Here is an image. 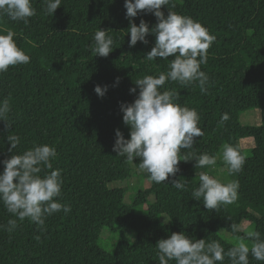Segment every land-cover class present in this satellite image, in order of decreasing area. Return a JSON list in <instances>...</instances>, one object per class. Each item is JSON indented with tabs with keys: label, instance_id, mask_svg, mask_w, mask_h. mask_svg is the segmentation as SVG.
Masks as SVG:
<instances>
[{
	"label": "trees",
	"instance_id": "trees-1",
	"mask_svg": "<svg viewBox=\"0 0 264 264\" xmlns=\"http://www.w3.org/2000/svg\"><path fill=\"white\" fill-rule=\"evenodd\" d=\"M32 6L36 15L27 25L0 17V34L11 29L17 46L30 57L29 63L0 73V100L10 97L11 105L7 121L0 120V161L34 143L54 146L53 169L61 170L64 181L62 196L56 199L70 205L71 212L46 217L42 228L26 218L9 233L7 222L15 217L0 203V264H158L156 244L173 232L218 240L227 251L234 245L220 233L236 237L239 233H233L231 225L240 228L243 222L264 238V0H170L161 8L165 16L170 9L199 21L216 37L207 64L201 65L209 76L207 94L195 84L165 85L179 93L177 103L196 109L200 116L204 135L195 138L192 151L218 157L225 143L238 148L244 139L254 141L251 157L232 176L239 181L235 205L218 210L206 209L202 199L191 196L199 186V173L209 174L212 166L196 168L194 159L180 161L175 177L156 184L139 169L140 158L126 163V157L113 151L116 129L130 138L120 105L134 102L139 93L135 81L168 71L173 59H144L155 44L151 34L148 44L138 41L129 47L124 0H61L53 16L44 13V0H32ZM141 19L150 28L157 23L153 14L143 12L133 22L139 25ZM99 29L114 40L107 57L95 55L90 47ZM97 85L107 86L103 97L95 92ZM133 87L134 94L129 91ZM252 109L261 112L259 127L239 121ZM224 113L229 119L221 124ZM9 134L20 137L13 153L8 151ZM188 151L182 149L181 155ZM3 168L0 163V172ZM135 171L150 187L127 202L124 188L109 186L128 181ZM172 179H181L188 190L173 187ZM106 228L119 234L112 252L100 246ZM128 231L135 233L133 243L124 239ZM223 264L230 262L225 258ZM249 264L264 261L249 255Z\"/></svg>",
	"mask_w": 264,
	"mask_h": 264
},
{
	"label": "clouds",
	"instance_id": "clouds-1",
	"mask_svg": "<svg viewBox=\"0 0 264 264\" xmlns=\"http://www.w3.org/2000/svg\"><path fill=\"white\" fill-rule=\"evenodd\" d=\"M46 15L53 16L61 6V0H44ZM170 0H124L126 18L129 19V47L137 42L148 44L147 36H155V44L144 56L146 61L157 58L168 60V71L157 76L144 75L135 85L139 93L132 103H121L120 110L125 125L130 127V138L126 139L120 129L115 130L113 151L117 156L126 157V163L140 158L139 169L148 174L156 183H165L169 177H175L180 171V161L195 160L196 168L215 166L217 155L192 151L196 137L204 135L198 126L200 116L196 109L181 106L176 101L179 93L175 89H166L168 82H177L181 87L195 84L202 94H207L209 76L201 70L207 64L208 49L216 37L206 27L189 16L178 14L168 9V14L161 10ZM168 8V7H167ZM141 12L151 13L157 23L153 27L141 19L139 25L133 22ZM7 16L11 21L29 23V18L36 15L32 0H0V17ZM6 35L0 34V73L8 71L9 66L27 64L30 57L17 46L15 33L7 29ZM113 37L105 30H97L90 46L95 55L107 57L113 51ZM116 83H119L117 78ZM95 92L103 97L107 86L97 85ZM136 93L137 88H130ZM11 112L10 97L0 100V120L7 121ZM229 119L228 113L221 116L220 123ZM10 143L9 152L13 153L20 143L18 135H7ZM182 149L189 151L181 155ZM57 157L54 146L33 144L23 153L12 154L0 161L4 165L0 172V203H3L13 219H9L7 231L12 233L18 227V221L26 218L42 228L48 216L63 211L71 212L67 203L56 198L62 196L63 178L59 168L53 169V160ZM228 166V174L233 176L242 171L245 156L237 147L225 143L219 157ZM45 169L51 171H45ZM44 172L43 175L41 173ZM171 185L187 191L186 183L181 179H172ZM239 181L221 180L207 172L199 173V186L194 187L191 196L194 200H203L208 210H218L221 205L233 204L238 199ZM233 233L239 231L236 224L231 225ZM39 239V237H37ZM249 240L251 243H246ZM158 264H223L227 258L230 264H249V255L257 261H264V238L256 230H248L245 236L237 238L234 246L225 251L218 240L190 238L183 232H173L168 238L160 239L157 244Z\"/></svg>",
	"mask_w": 264,
	"mask_h": 264
},
{
	"label": "rangeland",
	"instance_id": "rangeland-1",
	"mask_svg": "<svg viewBox=\"0 0 264 264\" xmlns=\"http://www.w3.org/2000/svg\"><path fill=\"white\" fill-rule=\"evenodd\" d=\"M261 112L258 109H252L248 110L244 113L241 114L240 116V123L243 126H248V127H259L261 124ZM254 148V141L252 139H244L241 141L240 145L238 146L239 151L241 152L242 155L245 156V158H250L252 155V149ZM221 154L218 156L217 163L213 167H211V170H209V175L221 180L222 182H227L232 179V176L228 174V166L223 163L222 159L219 157ZM150 187V184L147 180H145L142 177L141 172L135 171L132 175V177L123 183H117V184H112L109 186V188H124L126 190V201L130 202L133 197L136 195L140 194L142 190H145ZM232 205V204H231ZM235 205V203H233ZM143 212H147V207L143 206L142 208ZM161 221L163 223H167V219L165 216L161 218ZM254 230V227L250 225L248 222H243V224L239 228V235L238 236H232L225 231H222L220 233V236L227 241L228 243L234 245L236 243V240L240 236H245L246 232L248 230ZM119 239V234L118 233H111V231L106 228L103 230V233L100 238V246L107 252H112L115 248V244ZM124 239L127 242L133 243L135 240V233L133 231H128L124 237ZM246 243L250 244V241L246 239Z\"/></svg>",
	"mask_w": 264,
	"mask_h": 264
}]
</instances>
